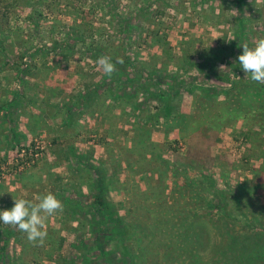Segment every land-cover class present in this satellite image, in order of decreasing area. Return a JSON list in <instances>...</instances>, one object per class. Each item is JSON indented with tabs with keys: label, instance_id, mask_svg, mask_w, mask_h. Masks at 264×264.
Instances as JSON below:
<instances>
[{
	"label": "rangeland",
	"instance_id": "374dc122",
	"mask_svg": "<svg viewBox=\"0 0 264 264\" xmlns=\"http://www.w3.org/2000/svg\"><path fill=\"white\" fill-rule=\"evenodd\" d=\"M113 1L122 17L138 16L132 19V35L120 32L105 0H0V98L8 97L9 89L28 93L27 116L22 113L21 122L13 117L21 129L29 116L32 122L26 124L28 131L22 132L18 144L12 140L8 144V127L0 114V147L5 152L0 163L14 166L18 150L34 140L44 147L35 163L7 170L0 183L12 180L15 185L27 176V191L18 199L35 204L52 193L64 208L46 220L43 245L0 222L1 230L8 228L13 235L7 242L8 257L0 256L1 264H82L80 256L97 257L79 242L82 235L84 244L91 239L87 221L92 211L71 212L76 202L90 205L94 197L95 173L83 157L108 173L106 196L135 231L130 241L134 264H264L263 130L254 125L251 129L241 118H220L223 106L217 99L203 100L200 93L208 86L226 90L230 81L204 78L195 69L190 70L194 84L172 101L175 116L156 124L163 108L156 94L168 91V81L145 79L161 70L174 72L184 56L192 63L208 57L226 68L238 45L228 50L223 32L230 33L232 24H238L236 14L245 17L248 34L236 41L254 48L264 38V0H244L240 8L234 0ZM142 9L149 10L148 20L139 16ZM158 10L164 15L158 16ZM208 13L214 15L211 23L206 22ZM103 47L108 57L116 58L131 47L127 57L133 64H121L116 82L109 85L115 91H138L135 102L129 97L114 99L101 85L105 75L97 60ZM207 49L219 57L207 56ZM24 52L25 63H32L33 80L16 89L17 72L8 66L7 57L16 59ZM138 69L144 70L143 78L136 77ZM240 74L247 78L241 68L234 79ZM97 86L101 87L96 96L81 95ZM147 91L150 96L143 103ZM52 94L60 98V107L52 106L50 113L72 115L74 109L75 124L58 129L59 122L49 123L45 127L52 131L41 136L35 121ZM221 98L223 102L224 95ZM102 121L115 123L105 130ZM56 136L59 142L53 145ZM71 145L76 146L74 152ZM14 199L0 201L9 204L4 211L14 207Z\"/></svg>",
	"mask_w": 264,
	"mask_h": 264
},
{
	"label": "trees",
	"instance_id": "16d2710c",
	"mask_svg": "<svg viewBox=\"0 0 264 264\" xmlns=\"http://www.w3.org/2000/svg\"><path fill=\"white\" fill-rule=\"evenodd\" d=\"M105 1L106 6H108L105 8H107L108 12H111V16L114 17L118 25L121 27L120 32L123 34H126L128 32L130 33V35H132V19L138 18V16L124 18L122 17V15H120V12H117L118 6L113 5V0ZM234 2L238 5L239 8L245 3L244 0H234ZM8 9L9 6L7 7V10ZM146 11L149 12L148 9H146ZM146 11L142 9V11H140L142 13L139 16H144L142 18L148 20V15ZM156 14L158 16L164 15V13L160 10H158ZM239 24L241 29H243L241 34L245 35L244 30H246V25L244 23V20L239 22ZM239 38H244V36H240ZM236 45H238L236 48H240L241 50L233 53L234 57L232 58L231 63L226 65V68L219 67L215 62L211 61V59H207L208 57H205L204 61H202L201 63H192L190 59H187L185 62L180 64L178 69L173 70L174 72L172 73L169 71L161 70L162 72L160 73H151L149 76H145V79L148 80L147 82H149V80L150 82H153L155 81V78L159 77L161 81H168V91L166 90L165 92L163 91L161 93L156 94L157 100L163 104V108L162 111L158 113V115H156L157 120L153 121H155L156 124H159L158 120H160L161 118H169L171 116H175L173 115L174 105L172 101L176 97H179L183 89H187L188 86L194 84L195 79L191 78V75H189V70L191 66H195L194 69H197L200 74L203 75L204 78L211 80L215 78L219 79L222 82L230 81V85L226 90L221 91L218 89H212L208 86V88L203 89L202 93H200L201 98L203 100L206 99L207 101H214L215 99H219L222 95H224L225 100L223 102H220V105L223 106L221 111L219 112L220 118L224 117L229 118L231 120L241 118L250 123L251 129L253 128L252 125H254L260 127L264 132V83L254 82L250 78H245L242 74H240L241 77L234 79V77L240 72L241 69L238 57L239 55L243 54V48H241L243 45L235 43V46ZM130 49L131 47L124 48V56L120 58L122 59L123 63H132V61H129L127 57L128 51ZM106 51L107 49L103 47L99 49L98 53L101 57H108ZM3 54L5 53L3 52ZM26 58L27 56L25 52L21 53V55H18L16 59L7 57V61L9 62L6 63L11 69H14L17 72L18 84L20 83L19 85L26 84L27 78L31 77L30 68L32 63H25ZM110 58L111 62L115 64L116 72H120L119 70H122L120 65L123 63H116L118 57ZM177 70L180 71L178 72ZM143 73V69H138L136 77L143 78ZM115 74L116 73L114 72L112 76H103L101 85H104L103 87L105 90L109 89L111 91V97H113L114 99L129 97L130 100L135 102L134 97L137 96L138 91L134 90V92L130 93V88H127V90L124 89L122 91H115L111 88L109 84H114L116 82ZM124 74L127 75L128 72ZM108 79H110V81H108ZM126 82L130 83L131 79L130 81ZM99 87L101 86H97L94 89L92 88L91 91L89 90V92H87L88 96H96L97 93H99ZM149 96L150 94L147 91V95L144 101L142 102L146 103L147 99H149ZM87 101H89V99ZM132 105L133 107L136 106L135 110L138 108L137 101L135 104L133 103ZM219 114H217L216 117L219 116ZM220 126L221 125H215L214 127H217L216 129H219ZM249 132L251 131L249 130ZM248 138H250L249 133L247 134V139ZM83 162L88 168L90 167L93 170V173H95L92 186V194L94 197L90 205H83L82 202L77 204L78 202H76V205L72 208L71 212L75 214V212L78 210L92 211L90 213L91 219L87 221L91 239L90 241L84 244L83 238H85V235H82L81 238H79V242L80 244L83 243V248L90 252L91 256L94 254L91 252L98 253V255H96L97 257L95 259H93L94 257L90 258L89 256H80L79 259L82 264H134V258L130 250V241L135 231L121 217L120 208L118 207V205L115 202L109 200L106 196L109 183L108 173L104 168L96 167L94 164L91 165L92 163L87 162L84 157ZM65 199L67 200V197H65ZM12 236L13 235L10 229L2 228L1 230L0 228V256L1 254H4L8 257V255H6V249L8 244L7 242L9 241V239L12 238ZM111 242H115L114 247H112ZM10 256L11 255H9V260ZM11 257L14 259L15 256ZM16 258L19 259L17 255ZM13 259H11V261H13ZM97 259H102L104 261L96 263L95 261ZM1 263L2 262L0 258V264Z\"/></svg>",
	"mask_w": 264,
	"mask_h": 264
},
{
	"label": "crops",
	"instance_id": "0c3cea01",
	"mask_svg": "<svg viewBox=\"0 0 264 264\" xmlns=\"http://www.w3.org/2000/svg\"><path fill=\"white\" fill-rule=\"evenodd\" d=\"M235 4V3H233ZM212 10V9H211ZM209 15H206L208 16V18L206 17V22L207 23H211V19L210 17L214 16L212 13H208ZM244 13H242L241 15H243ZM237 15V14H236ZM235 15V20L238 21V24L237 23H233L232 24V29H231V32H223L227 35L228 37V44H229V48L228 50H232L235 48V43L237 44V41H236V37L237 36H240L241 35V32L243 31V29H241L240 27V24L239 22L243 21L245 17H242V16H236ZM245 28H247L245 26ZM210 33V31H206L204 30L203 33ZM244 34L247 35V29L244 30ZM221 36V35H219ZM220 47V45H217V47ZM222 49V48H221ZM223 50V49H222ZM221 50V51H222ZM206 51L207 52V56L209 57H214V58H218L219 57V54L218 53H209V50L207 49ZM235 52L237 51V49L234 50ZM206 54V53H205ZM234 55V54H233ZM234 57V56H233ZM188 58L186 56H184L183 59L180 60V64H182L183 62H185ZM202 61H198L196 63H201ZM218 65V64H217ZM180 66V65H179ZM219 66H222L221 62H219ZM195 66H191L190 67V70L191 69H194ZM189 70V75H193L192 71ZM197 70V69H195ZM198 71V70H197ZM199 72V71H198ZM200 73V72H199ZM15 78V77H14ZM15 88L17 89V86H18V80H17V76L15 79ZM32 78L28 77L26 82L29 83V82H32ZM20 84V83H19ZM230 85V84H229ZM89 86V85H88ZM92 88H89L87 91H83L81 93L82 94H87V92H89V90L91 91ZM9 93H8V97L6 98H0V114L3 118V120H5L6 122V126L8 127V133H6V140H7V143L10 144V141H14V143L18 144L19 143V140L20 138L22 139L23 136H22V132L23 131H28V123H32L31 122V119H30V116L28 117V120L26 121H23L25 124L23 125L24 128L21 129L17 124V121L15 120V117H20L19 118V122H21V117H22V120L24 119L23 118V114H25L27 116V112L25 113L24 112V109L25 110H29L30 108V104L28 102H26V98L29 96L28 93L26 92H20L18 93L16 90L14 91H11L9 89ZM80 95V94H79ZM42 96V94H41ZM8 98V99H7ZM49 99H46V100H49L46 102L45 106L43 105L42 107V112L39 113L40 115V118L38 120L35 121V123H38L39 121V126H41V136H48V131H52V130H49L47 127H45V125L47 124H51V123H54V122H59L57 123V126H58V129H62L64 127H70V125H74L75 124V120H74V113L76 112L74 109H72L73 111V114L72 115H63V116H54V114L50 113V109H54V108H51L52 106L54 107H57V109H59L60 107V98L58 100L57 96L55 97L54 94L50 95L48 97ZM225 100V99H224ZM58 102V103H57ZM217 102L220 103L222 102V98L220 99H217ZM70 107V106H69ZM38 108V107H37ZM82 108V107H81ZM83 110V109H82ZM72 111L69 113L71 114ZM21 113V114H20ZM23 113V114H22ZM38 114V113H37ZM49 114H50V117H49ZM34 115V114H33ZM122 116H124L122 114ZM119 115L117 116V118L115 119H119ZM63 120V121H61ZM115 122H109V121H102L101 124L104 126L105 130L107 129H110V127L114 124ZM37 125V124H35ZM5 132V131H4ZM1 134V133H0ZM55 135H58V133H56ZM30 137V135H29ZM2 138L0 137V140ZM59 142V138L56 136L54 137L52 140H51V144L53 145H56L57 143ZM76 146L75 145H71L70 147V152H74ZM2 147H0V155L1 154H5L4 151H2ZM4 152V153H3ZM24 179H21L20 183H15V185H13V183L11 182L12 180H10L9 182H7L6 184H2L0 183V201H4L7 197H10L12 196V198H17V196L19 195L20 192H25L27 191V182L30 180L29 177H23ZM9 188H12L13 190L12 191H9ZM20 199V198H19ZM9 204L8 203H0V209L3 207V209H1L2 211H4V208L5 206H8Z\"/></svg>",
	"mask_w": 264,
	"mask_h": 264
},
{
	"label": "clouds",
	"instance_id": "9594fccd",
	"mask_svg": "<svg viewBox=\"0 0 264 264\" xmlns=\"http://www.w3.org/2000/svg\"><path fill=\"white\" fill-rule=\"evenodd\" d=\"M243 54L239 55V65L246 74L247 79L257 83H264V38L259 39L254 48L247 44L242 46ZM116 63H123L118 58ZM99 70L107 76L115 71V64L111 58L104 56L97 60ZM63 203L52 193L41 197L38 203H31L25 199H14L11 210L0 211V222L26 233L28 241L43 245L47 232L44 231L46 220L63 212Z\"/></svg>",
	"mask_w": 264,
	"mask_h": 264
},
{
	"label": "built area",
	"instance_id": "2783aa9c",
	"mask_svg": "<svg viewBox=\"0 0 264 264\" xmlns=\"http://www.w3.org/2000/svg\"><path fill=\"white\" fill-rule=\"evenodd\" d=\"M34 142L31 146L18 150L19 155L15 160L14 166L11 167L10 163L3 161L0 163V179L5 177L7 170L10 172H14L13 170L16 168L17 170H23L25 166L35 163L42 156L44 147L41 145V142L37 140H34Z\"/></svg>",
	"mask_w": 264,
	"mask_h": 264
}]
</instances>
